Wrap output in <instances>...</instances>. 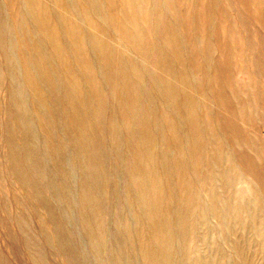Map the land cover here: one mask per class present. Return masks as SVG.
<instances>
[{
    "label": "rangeland",
    "instance_id": "374dc122",
    "mask_svg": "<svg viewBox=\"0 0 264 264\" xmlns=\"http://www.w3.org/2000/svg\"><path fill=\"white\" fill-rule=\"evenodd\" d=\"M263 225L264 0H0V264H264Z\"/></svg>",
    "mask_w": 264,
    "mask_h": 264
},
{
    "label": "bare ground",
    "instance_id": "6f19581e",
    "mask_svg": "<svg viewBox=\"0 0 264 264\" xmlns=\"http://www.w3.org/2000/svg\"><path fill=\"white\" fill-rule=\"evenodd\" d=\"M144 176H145V174H144ZM172 203V202H171ZM175 204V203H174ZM256 204V203H255ZM140 212V211H139ZM256 214V213H255ZM155 218V217H154ZM254 220V219H253ZM264 226V225H263ZM148 229V228H147ZM149 231H151V230H149ZM251 234H252V232H250ZM151 234V233H150ZM152 239V238H151ZM154 239V238H153ZM137 243V242H136ZM237 255V254H236ZM132 256V255H131ZM141 258V257H140ZM217 258V257H216ZM248 260H249V257L247 258ZM216 261V260H215Z\"/></svg>",
    "mask_w": 264,
    "mask_h": 264
}]
</instances>
